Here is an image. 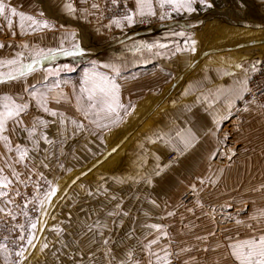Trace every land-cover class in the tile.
<instances>
[{"label": "snow or ice", "instance_id": "1", "mask_svg": "<svg viewBox=\"0 0 264 264\" xmlns=\"http://www.w3.org/2000/svg\"><path fill=\"white\" fill-rule=\"evenodd\" d=\"M113 4L117 3V0H112ZM159 6L161 9H165V5H170L172 11L176 13H180L181 11L192 13L196 9L193 7L195 0H158ZM201 4H205L206 0H200ZM137 11L135 13L131 11H127L123 14L120 19H114L112 23L115 24L117 28H121L122 21H126L127 25L131 27L137 21L134 19L135 16H139L142 19L139 21L140 23L144 22L145 17L155 16L156 12L153 10L152 4L150 0H136ZM8 7L3 0H0V15L5 12V9ZM93 7H97V5H93ZM208 7H211L209 4ZM11 14L13 16H19L20 18V29L21 33L24 32V21H31L34 26L33 30L47 28L49 27L47 21H36L32 16L25 15L24 13H18L15 8L10 9ZM171 19V13L166 9L160 13V19L163 20L165 17ZM11 20H9V27H11ZM174 35L184 36L185 33L183 31L179 33H173ZM192 45L195 44V41L191 42ZM3 45L0 44V48ZM24 48H28L27 44L23 45ZM141 50H151L154 47L163 48L165 45H154V44H142L139 46ZM180 49L178 48L177 51ZM185 51L191 50L195 52L194 46H189L184 49ZM82 51L79 47V44H75L71 49H49L47 51L38 50L35 51L30 57H23V53H17L16 58L12 59H0V69L8 68V71H0V84L8 83L10 81L20 80L22 78H26L29 74L37 71V65L41 64L43 61H53L56 59L58 55L60 56H76L82 55ZM160 53H157L159 55ZM93 65H95V61H93ZM105 67H109V65H104ZM113 72L119 75V68L116 65H111ZM68 69V65H64L61 68L54 69L49 72V75H59L61 71ZM70 70V69H68ZM47 79V77H45ZM58 86V85H57ZM245 91L247 89H244ZM25 91L29 92L30 96L36 100L38 106L42 107L45 112H50V115L56 116L57 113L54 111H50L46 105V94L37 89L36 85H29L25 88ZM50 91V89H49ZM81 96L77 97V110H81V103L83 99L87 101V107L83 109V115L87 119L91 114H95L97 119L90 120V123L97 124V127L101 125L98 123L99 119L104 118L105 116H110L112 113L117 114V119H119L118 109L125 108L123 104L120 103L119 99V85L115 82V80L103 73L96 72L94 69L86 74L85 79L82 82L80 88ZM59 102V101H57ZM29 105L27 103H16V101L9 95L3 94L0 95V140L5 142V147L8 148L9 151L12 149L9 147L8 137L3 136L2 133L6 131V124L10 120H16L22 113H24ZM231 107V105H229ZM103 114V116L101 115ZM127 111L125 115H129ZM62 115V114H61ZM114 120L112 123H116ZM43 123V121H41ZM73 123H76L73 121ZM78 127H83V125H77ZM105 127L107 125H104ZM31 135V132L29 133ZM178 135H180L178 133ZM183 139V137H182ZM185 147L189 146V142L187 140L184 141ZM18 150V161L23 162L26 157H28L29 153L27 149H21L19 145H17ZM115 151V149L113 150ZM43 163V162H41ZM47 167L46 164L43 165ZM2 171V170H0ZM13 175L17 180L20 178V173L13 172ZM31 178L29 177V180ZM39 179L44 182V184L48 185L47 189L41 190V186L39 182L36 184L37 193L33 195L30 199H26L21 209V213L25 218L24 223L13 225V230L19 229L20 235L18 237L19 240L25 241V243L31 247H35L34 240L37 239L36 232H42L44 230L43 225L47 224L46 219H42V217H47L50 215L48 212V206L51 205L52 198L56 195L58 188L52 185L51 181H48L43 173L39 174ZM75 181H73L74 183ZM12 181L7 176H0V199H3L5 204H12L13 201L8 199V192L3 189H7ZM25 186L27 187V183ZM16 195H21L19 191L16 192ZM32 205L31 209L29 205ZM17 207H19L17 205ZM0 212H4L6 215L10 216L12 220H16V214H13L11 208L0 207ZM30 212H36L39 215L36 217H32ZM236 223H240L239 220ZM38 225L40 227H38ZM153 228H159L158 225H152ZM55 231L59 232L60 229L56 228ZM7 240V237L5 238ZM107 243V241H105ZM158 243V240H152L149 243V248L152 244ZM5 247L3 243H0V248ZM48 247L47 243H44L41 247V251ZM230 255L234 258L238 264H264V234H261L259 238H249L246 240L237 241L231 245ZM26 251L23 245H20L19 251L15 254L16 256L21 258L20 262L17 264H21L24 257V252ZM155 255V253H152ZM131 255V254H130ZM163 259L164 264H168L167 254L165 257H157V261Z\"/></svg>", "mask_w": 264, "mask_h": 264}]
</instances>
